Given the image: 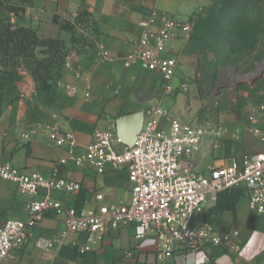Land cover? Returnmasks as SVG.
<instances>
[{
    "label": "crops",
    "instance_id": "0c3cea01",
    "mask_svg": "<svg viewBox=\"0 0 264 264\" xmlns=\"http://www.w3.org/2000/svg\"><path fill=\"white\" fill-rule=\"evenodd\" d=\"M216 1L44 0V13L64 16L74 25V30L83 28L84 37L75 44L72 31L59 29L51 21L48 23L53 35L69 47L66 63L57 80L51 81L47 93H40L32 75L26 71L6 88L0 114V163L10 162L44 176L55 173L77 182L80 188L75 192H50L64 207L79 210L127 203L130 198L127 168L97 173L87 165L58 164L67 154L64 146H54L43 130L30 140L23 138V134L47 122L54 128L72 131L78 141L77 152H81L92 140L94 129L113 128L117 120L144 114L153 105H160L172 118L183 123L205 124V120H210L213 125L226 127L218 136L209 129L198 150L185 158L197 172L206 173L210 167L228 163L231 158L260 151L263 145L251 129L264 127L263 87L252 84L248 88L252 92L241 90L243 102L240 104L243 105L239 109L229 107L227 104H236L235 100L222 95L200 99L191 80L193 69L184 54L188 43L184 39L166 43L164 55L177 56L179 61L168 88L163 87L159 73L123 63V57L142 30L140 20L152 9L194 22ZM81 10L84 21L76 23L75 17ZM76 45L79 47L74 48ZM101 47L108 51L107 56L101 55ZM185 82L187 92L180 87ZM72 86L75 91L69 88ZM201 104H219L218 115L210 107L199 113ZM144 119L143 115L142 122ZM43 194L40 190L36 197ZM31 199L20 193L14 182L0 179V225L11 219L25 220ZM229 204L230 207H225ZM196 220H209L218 231L238 229L242 240L240 252L225 253L217 248L179 250L169 264H263L264 214L255 215L249 210L245 186L221 195L216 204L208 203ZM64 228V212L45 211L39 222L28 229L24 244L12 250L0 264H157L154 238L151 235L136 238L140 231L137 225L109 230L94 250L82 254L70 242L75 239L81 242L83 237L71 233L61 240L60 232ZM40 238L52 240L53 247L39 248L36 241Z\"/></svg>",
    "mask_w": 264,
    "mask_h": 264
},
{
    "label": "built area",
    "instance_id": "2783aa9c",
    "mask_svg": "<svg viewBox=\"0 0 264 264\" xmlns=\"http://www.w3.org/2000/svg\"><path fill=\"white\" fill-rule=\"evenodd\" d=\"M139 24L142 30L123 57V63L159 73L163 87L168 88L179 61L177 56L164 55L166 43L172 39L189 40L193 22L152 9ZM101 55L107 56L108 51L101 47ZM180 87L185 91L188 86L185 82ZM69 88L75 91L74 86ZM261 108L264 109V103ZM143 115L141 129L130 146L117 136L115 125L110 129H94L92 140L81 152H77L78 141L72 131L54 128L47 122L23 134V138L30 140L43 130L54 146H64L67 154L58 164L87 165L97 173L127 168L130 198L118 205L102 204L79 210L64 207L50 192H75L80 188L77 182L55 173L44 176L10 162L0 163V179L14 182L20 193L32 197L25 220L11 219L0 225V263L24 244L28 229L39 222L45 211L65 213V228L60 238L65 240L71 233L81 235V242L76 239L70 242L81 254L94 250L109 230L130 224L140 228L136 238L149 235L154 238L157 264H169L179 250L217 248L225 253L240 252L242 240L238 229L218 231L211 221H197L196 217L208 203L216 202L220 191L237 186L247 188L249 210L255 215L264 214V127L251 129L263 145L260 151L244 153L238 159L231 158L228 163L201 173L193 170L185 158L198 150L209 129L218 136L226 127L183 123L160 105L149 107ZM40 190L44 194L36 197ZM36 245L47 249L53 247V242L40 238Z\"/></svg>",
    "mask_w": 264,
    "mask_h": 264
},
{
    "label": "rangeland",
    "instance_id": "374dc122",
    "mask_svg": "<svg viewBox=\"0 0 264 264\" xmlns=\"http://www.w3.org/2000/svg\"><path fill=\"white\" fill-rule=\"evenodd\" d=\"M43 1L0 0V82L15 77L4 92L19 79L22 71L30 74L35 71L42 83L48 75L56 81L63 71L69 47L47 27L54 14L50 16L42 11ZM231 4V0L223 2L193 22L192 37L184 54L193 69L191 80L196 85V95L200 99L222 95L235 100L236 104H227L229 107L239 109L243 105L240 104L243 102L241 90L249 91L252 84L264 88V72L253 81L255 73L264 70L261 66H264V0H248L235 9ZM10 7L23 10L14 13ZM78 13L75 22L82 23L83 11ZM59 16L61 20L65 18ZM72 32L75 44L80 43L83 28ZM187 91L188 87L183 92ZM207 107L218 115L219 104H201L198 112ZM212 123L205 120L203 124L211 126Z\"/></svg>",
    "mask_w": 264,
    "mask_h": 264
},
{
    "label": "trees",
    "instance_id": "16d2710c",
    "mask_svg": "<svg viewBox=\"0 0 264 264\" xmlns=\"http://www.w3.org/2000/svg\"><path fill=\"white\" fill-rule=\"evenodd\" d=\"M248 0H231L232 4L231 6H234V9L235 7H241V6H244L245 3L247 2ZM225 2L227 3L228 0H217L214 5H212L210 8L206 9L204 12H202L199 16H201L203 13L205 12H208V11H212L213 8H215L216 6H220L222 5V3ZM230 7V6H229ZM232 8V7H230ZM11 11H13L14 13H18L19 11H22L23 8H19V7H10ZM83 11V10H82ZM79 16V13L77 14V16L75 17V20L76 18ZM83 16H84V11H83ZM198 16V18H199ZM52 22L54 24H56L58 26L59 29H62V30H69V31H72L74 29V25L69 21V20H66L65 18L63 20H61L60 16L57 15V14H54L53 17H52ZM200 31V29H199ZM192 37V36H191ZM32 74V77L33 79L35 80L36 84H37V89L40 91V93H47L49 91V89L51 88V81L53 80L48 74V79H46L44 83L43 80L41 81L40 80V77L38 76V74L35 72V71H32L31 72ZM14 78L12 77H8L7 80H4V81H1L0 82V114H1V111H2V104H3V97H4V89L6 87V85L11 82ZM239 187L241 186H237V187H233L231 189H226V190H223V191H220L217 195V200L215 202V204L218 202L219 198L221 195L223 194H227L228 192H232L234 190H238ZM231 205H226L225 207H230Z\"/></svg>",
    "mask_w": 264,
    "mask_h": 264
},
{
    "label": "water",
    "instance_id": "95a60500",
    "mask_svg": "<svg viewBox=\"0 0 264 264\" xmlns=\"http://www.w3.org/2000/svg\"><path fill=\"white\" fill-rule=\"evenodd\" d=\"M263 72L264 70H260L258 73H256L253 81L259 78ZM142 120H143V114L140 115L133 114L128 118L120 119L115 122V129L117 136L121 139V141L124 144L129 146L133 144L137 133L141 129Z\"/></svg>",
    "mask_w": 264,
    "mask_h": 264
}]
</instances>
